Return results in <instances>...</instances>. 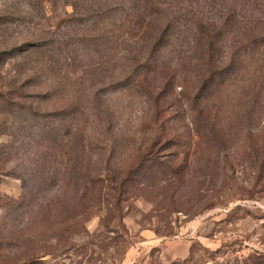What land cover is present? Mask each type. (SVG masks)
<instances>
[{"label":"rangeland","instance_id":"374dc122","mask_svg":"<svg viewBox=\"0 0 264 264\" xmlns=\"http://www.w3.org/2000/svg\"><path fill=\"white\" fill-rule=\"evenodd\" d=\"M56 1L0 0V264H264V62L95 56L133 23Z\"/></svg>","mask_w":264,"mask_h":264},{"label":"trees","instance_id":"16d2710c","mask_svg":"<svg viewBox=\"0 0 264 264\" xmlns=\"http://www.w3.org/2000/svg\"><path fill=\"white\" fill-rule=\"evenodd\" d=\"M82 1L64 0V4L73 2L71 4L75 8V16H82L85 15L84 11H87L83 8L84 4L91 2L89 4H93L96 9L100 10L99 15L96 16L99 17L100 23L117 24L118 20L120 22L127 20L133 23V27H128V31L123 30L120 36H116L114 31L115 33H109L111 37L104 34L94 37L92 42L95 43L96 47L92 48L90 52H94L95 56L108 54L114 59L128 60L132 58L136 62L142 58L150 61L155 59L163 50L173 46L172 40L176 34L174 29L192 27L198 33L206 36L204 38L206 40L205 51H202L203 47L200 46L201 54L198 56L197 49H194V54L199 61L202 59L212 64L225 59L226 63H229L226 71L233 69L236 59L241 57L255 61V63L264 62V37L261 39L254 37L255 33L264 35V0H84L86 2L84 4ZM45 2L55 3L57 1L42 0V3ZM116 4L120 5V8H115ZM103 9L104 12L101 13ZM119 14L120 18L118 17ZM209 14L216 17H209ZM257 14L260 15V18L257 17ZM239 27L247 32L252 31L253 35L247 39L244 45L232 44L230 46L231 51H227V55L223 54L224 50L216 46L220 42L217 35L222 37L225 33L233 34L234 30ZM211 33L214 35L211 36ZM138 40L145 43L140 48L119 49L116 46L131 42L139 43ZM180 48L182 47L180 46ZM186 51H184V58ZM179 53L181 55L182 51ZM49 59L57 68L60 59L59 56H56L55 50ZM55 61L58 62L55 63ZM53 68L55 67L51 66L50 68L52 72L54 71ZM133 75L136 76L135 73ZM48 92L49 95L52 93L51 91ZM156 100L158 101V98ZM69 137L70 132L66 131L64 138L62 137L59 142L65 143V141H69ZM51 139L48 137L47 141ZM63 155L66 156L67 152H64ZM26 190L27 185L24 181L25 196L23 197H26Z\"/></svg>","mask_w":264,"mask_h":264}]
</instances>
